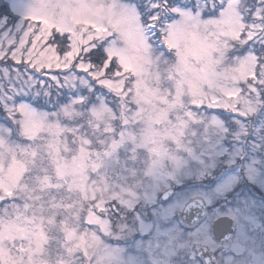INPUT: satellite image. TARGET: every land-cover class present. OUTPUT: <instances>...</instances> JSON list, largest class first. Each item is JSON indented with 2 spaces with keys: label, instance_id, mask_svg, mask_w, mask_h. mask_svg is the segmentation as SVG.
Instances as JSON below:
<instances>
[{
  "label": "snow or ice",
  "instance_id": "6c2138e0",
  "mask_svg": "<svg viewBox=\"0 0 264 264\" xmlns=\"http://www.w3.org/2000/svg\"><path fill=\"white\" fill-rule=\"evenodd\" d=\"M0 264H264V0H0Z\"/></svg>",
  "mask_w": 264,
  "mask_h": 264
}]
</instances>
